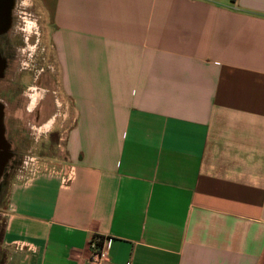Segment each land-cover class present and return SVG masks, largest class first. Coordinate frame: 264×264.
Here are the masks:
<instances>
[{"label": "crops", "instance_id": "0c3cea01", "mask_svg": "<svg viewBox=\"0 0 264 264\" xmlns=\"http://www.w3.org/2000/svg\"><path fill=\"white\" fill-rule=\"evenodd\" d=\"M34 2L71 123L62 172H12L0 264L94 235L109 264H264V0Z\"/></svg>", "mask_w": 264, "mask_h": 264}, {"label": "rangeland", "instance_id": "374dc122", "mask_svg": "<svg viewBox=\"0 0 264 264\" xmlns=\"http://www.w3.org/2000/svg\"><path fill=\"white\" fill-rule=\"evenodd\" d=\"M5 32L0 35V102L8 146L6 154L10 157L0 185V229L3 226L4 183L15 169L23 171V176L33 173L31 168L47 173L60 172L63 163H60L61 156H57L58 137L71 123L70 106L56 83L50 46L51 24L38 4L34 0H11ZM32 95H37L39 103L27 111ZM67 169L69 173L71 166ZM2 256L0 244V261Z\"/></svg>", "mask_w": 264, "mask_h": 264}, {"label": "built area", "instance_id": "2783aa9c", "mask_svg": "<svg viewBox=\"0 0 264 264\" xmlns=\"http://www.w3.org/2000/svg\"><path fill=\"white\" fill-rule=\"evenodd\" d=\"M33 162V161H31ZM34 166V162H33ZM30 170L36 172L35 169L31 168ZM70 172V171H69ZM59 173V172H57ZM68 174V175H67ZM62 175V182L66 183L71 176L69 173ZM19 247H22V244H18ZM89 247V258L87 264H109V239L105 236L94 235L88 242ZM124 264H131L130 260L124 262Z\"/></svg>", "mask_w": 264, "mask_h": 264}, {"label": "water", "instance_id": "95a60500", "mask_svg": "<svg viewBox=\"0 0 264 264\" xmlns=\"http://www.w3.org/2000/svg\"><path fill=\"white\" fill-rule=\"evenodd\" d=\"M0 12H2V15L0 16V24L3 26V28H6V25H8V22L10 20V5L11 0H2L0 1ZM4 30V29H3ZM0 70H1V64H0ZM7 141L4 137V128L2 124V114H0V148H4L3 152L1 154L4 156V160L1 164V171L0 176L4 170V166L8 161L9 154H6L7 151Z\"/></svg>", "mask_w": 264, "mask_h": 264}, {"label": "flooded vegetation", "instance_id": "af4514ba", "mask_svg": "<svg viewBox=\"0 0 264 264\" xmlns=\"http://www.w3.org/2000/svg\"><path fill=\"white\" fill-rule=\"evenodd\" d=\"M0 1H2V0H0ZM1 5V4H0ZM2 15V12H0V16ZM1 18V17H0ZM8 24H9V22H8ZM7 27H8V25H6V28H3V26L0 24V35H2L5 31H6V29H7ZM4 29V30H3ZM6 33V32H5ZM3 65V64H2ZM2 67V66H1ZM3 70H4V67H3ZM2 77V75L0 76V78ZM39 83V82H38ZM31 101H32V98H30L29 99V105H27L28 106V108H27V111H31V110H33L35 107H36V105L39 103V101L37 100V97H36V102H34V101H32L33 102V104L34 105H31ZM38 102V103H37ZM0 107H1V110H0V114H2L3 115V105L1 104V102H0ZM4 137H5V139H6V136H5V134H4ZM7 141V140H6ZM3 150H4V148H0V159H1V157H2V154H1V152H3ZM13 153V152H12ZM14 154V153H13ZM10 155V154H9ZM10 157V156H9ZM2 159H4V156L2 157ZM1 163V162H0ZM7 163H9V160L7 161ZM6 163V164H7ZM6 164H5V166H6ZM5 166H4V168H5Z\"/></svg>", "mask_w": 264, "mask_h": 264}, {"label": "bare ground", "instance_id": "6f19581e", "mask_svg": "<svg viewBox=\"0 0 264 264\" xmlns=\"http://www.w3.org/2000/svg\"><path fill=\"white\" fill-rule=\"evenodd\" d=\"M1 38V37H0ZM4 55V54H3ZM2 56V55H1ZM3 61V60H2ZM1 70H2V67H1ZM1 70H0V75H1ZM50 81V80H49ZM8 84V83H7ZM9 95V94H8ZM32 97V101H34V102H36V97H37V95H32L31 96ZM31 101V105H34L33 104V102ZM45 109V108H44ZM46 109H47V107H46ZM0 110H1V107H0ZM47 112V111H46ZM14 115V114H13ZM13 119V118H12ZM47 125V124H46ZM48 127V126H47ZM46 130V129H45ZM2 157H3V155H2ZM2 157H1V159H0V168H1V164H2V162H3V160L4 159H2ZM0 171H1V169H0Z\"/></svg>", "mask_w": 264, "mask_h": 264}, {"label": "trees", "instance_id": "16d2710c", "mask_svg": "<svg viewBox=\"0 0 264 264\" xmlns=\"http://www.w3.org/2000/svg\"><path fill=\"white\" fill-rule=\"evenodd\" d=\"M7 167H8V164H6V166H5V168H4V170H3V175H2V180H0V185L2 184V182H3V180H4V177H5V175H6V169H7ZM8 182V181H7ZM6 184V185H5ZM4 186H5V188L3 189L4 191L6 190V186H7V183L5 182L4 183Z\"/></svg>", "mask_w": 264, "mask_h": 264}]
</instances>
